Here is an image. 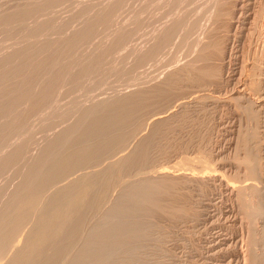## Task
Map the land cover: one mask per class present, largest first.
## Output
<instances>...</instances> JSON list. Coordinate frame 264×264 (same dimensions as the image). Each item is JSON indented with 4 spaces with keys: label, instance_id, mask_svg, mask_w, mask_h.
<instances>
[{
    "label": "bare ground",
    "instance_id": "bare-ground-1",
    "mask_svg": "<svg viewBox=\"0 0 264 264\" xmlns=\"http://www.w3.org/2000/svg\"><path fill=\"white\" fill-rule=\"evenodd\" d=\"M126 1L5 0L0 4V264H135L143 261L145 250L154 244V240H163L171 232L176 234L181 231L178 230L180 228L199 224L204 217L205 203L200 200V205L190 195L187 184L213 178L240 201L243 212L240 211L244 213L249 230V248L244 262L264 264V185L253 180L235 185L221 174L217 176L205 172V167L199 171L196 167L170 171L166 167L156 169V165L155 169L152 168L155 170L152 174L136 176L152 163L155 159L153 154L166 145L162 138L169 134L164 129L169 128L172 116L177 115L171 109L181 106L182 110L194 100L199 102L204 98L202 90H206L210 84L220 88L218 86L221 84L217 83L221 82L225 64L223 59L228 53V50L224 51V43L228 39L221 33L220 20L232 13L228 0H217V6L215 2L212 21L208 26L203 25L204 37L201 35L203 31L199 32L203 39H199L196 44L198 48L196 46L192 58L185 60L184 64L177 63L178 67L176 65L167 75L160 71L161 76L165 77L158 81L139 88L135 84L137 87L134 86V90L128 88L127 91L124 89L111 94L108 90V96L102 97L105 95L103 93L96 99L92 97L91 90L101 84L99 80L91 85V78L96 76L94 72L99 73L98 70L102 69L112 75V81L113 75L116 76L115 80H131L136 76L137 67L144 62L154 61L167 45L169 47L176 34L181 31L186 33V29L192 27L185 26L190 21L187 22L182 16L185 23L179 17L180 21L177 19V22L176 16L169 18L170 23H162L165 26L163 29L161 26L158 32L156 28L157 34L150 25L149 29L153 27L152 33L156 35L147 47L144 48L146 44H140L138 46L142 49L134 46L137 48L134 50L130 44V50L134 53L132 58L135 56L132 65L129 66L128 60H125L128 67L120 66L117 62L113 66L111 61L114 60L109 61V58H124L122 52L129 50L128 42L143 20L134 21V25H131V20V26L127 25L129 23L124 24L122 16L125 14H119ZM242 4L239 8H242ZM236 15L232 26L239 21ZM118 17L123 23H119L120 20L118 22ZM200 17L202 15L197 18ZM146 29L147 26L143 28L144 32ZM187 32L190 33L189 30ZM94 46L98 48V51L95 48L96 55L93 53L90 60L84 59V55L89 54ZM259 62L260 58L252 64V72L245 74L248 79L246 87L242 88L243 91L239 89L241 91L237 97L243 116L245 114L248 121L254 123V127L250 125L254 129L240 135L239 141L244 153L240 164L247 168L248 172L245 170V173L250 177L261 173L264 167L258 157L259 147L264 144L261 137L264 136L259 133V127L257 130L260 114L264 112V94L261 91L262 82L250 79L254 73L257 74L255 71L262 73ZM108 63L113 67L105 66ZM161 63L160 66L155 65L161 68ZM156 66L152 68L157 69ZM166 69L167 72L171 68ZM40 70H46L49 76L42 77L40 73H46H39ZM138 72L141 73L136 70V74ZM64 75L68 76L67 85L64 83L67 89L78 86L81 90L83 87V92L76 96L73 93L74 90L77 93V90L74 89L72 94L69 90V94L65 85L63 89L66 94L61 92L59 86ZM136 78L139 79V76ZM87 79L90 85L85 84ZM222 82H226L224 78ZM192 86L203 88L197 87L200 93L194 95L188 89ZM102 89L105 87L102 86ZM187 89L189 91L186 93ZM195 89L193 92L197 93ZM62 93L61 98L64 94L75 97L71 96L72 99L63 103L60 98ZM181 93L186 95L181 96ZM25 103L28 106L22 108ZM165 103L169 104L165 107ZM31 115H36L38 119L32 132L26 130ZM203 163L205 166L207 162ZM203 163H200L201 167ZM147 168L145 170L148 171ZM111 193L114 199L110 198ZM244 193L253 195L252 198L256 197V200H247ZM33 212H36V216L33 215L35 220ZM94 216L98 218L93 220Z\"/></svg>",
    "mask_w": 264,
    "mask_h": 264
},
{
    "label": "rangeland",
    "instance_id": "rangeland-1",
    "mask_svg": "<svg viewBox=\"0 0 264 264\" xmlns=\"http://www.w3.org/2000/svg\"><path fill=\"white\" fill-rule=\"evenodd\" d=\"M4 1L5 0H0V4H1V2L4 3ZM6 1H8V0H6ZM96 1H98V0H96ZM145 1L146 0H131V1L127 0L126 1L127 5L124 4V6L122 8V12H120V14H119V15L125 14L124 16L121 15L123 18L121 16H119V17H121L125 21L124 24L129 23V24H127L129 26L134 25V21H139L142 19L143 20H142L141 26L139 25L137 28L139 31L136 29L135 34H133V36L131 37V39L128 42L127 46H129L130 48H128V47H126V48H128L129 50L125 49L126 51L122 52V54L124 53L123 54L124 58H122V56H119L120 58L118 57L117 59L116 58H114V59L109 58V61L114 60V61H111V64L113 66H115L117 64L120 66L125 65L127 67L130 64L129 66H131L132 65L131 62L134 61L135 56H133V58H132V55H134V53L132 50H130L131 49L130 44L132 45V48L134 50H137L138 47L140 49H142L140 46H143L144 44H146V46H144V48L147 47V44L149 45L152 42L154 35L157 34L156 28H158V32H159L161 29H163V27H165V26H163L162 23H164V25H167L168 23H170L171 19L174 18L175 16L177 17V18L175 17L176 21H177L178 17L180 18V20L185 19V20H187V22H188V20L190 21L188 23H185L186 22L185 20L182 21L185 23V26L186 25H187V27H188V25H189V27L192 26V27H190L191 29H188L186 27L190 31V33L187 32L188 30L185 28V26L183 24V27L186 29V33L181 31L182 33L179 32L178 35L176 34L177 38L175 35L174 38L172 39L173 41H171V43L174 42V44L170 43L169 47L167 45L166 46L167 48H164L162 50L163 52L161 51L160 52L161 54L159 53V56H157L158 58H160L163 61V64L161 63L160 59H158V58H156L154 61L153 60H151L150 62L147 61V64H146V62H144L143 63L144 65L142 64V66L140 65L139 67L136 68V70L137 71L140 70L141 73L138 72L139 73V75H138V73L136 74V70H135L136 76L134 78L133 77L131 78V80L135 81V83H133V81H131L130 79H127L126 81H121L119 79H118L119 80L118 81L116 79L117 80L116 81L114 79V78H116L115 75H113L114 78L112 81V80H110L112 78L111 77L112 75H110L109 73H106L102 69H101L102 72L100 69L98 70L99 73L97 71L94 72L96 74V76L91 78L92 81L90 82L87 79L88 82L85 83V84H89V82H90V83H92L91 85H93L94 83H97L100 80V82H99L101 84V85H99L100 87L98 86L99 88L96 87L97 89L93 88L95 90H93V91L91 90L92 97H95L96 99H98V98H100L101 95H104L103 93H105V95L102 97H105L111 93H114V91H118V92L120 91L121 92L124 89H125L124 91H127L128 88H129V90H131L130 88L133 89L134 86L137 87L139 85L137 87V88H139L142 85L145 86V85L150 84L154 81H158V79L160 80L164 76V75L161 76L162 74H160V73H162L164 71L163 73L167 75L172 70V68L174 70L176 67H178V64H180V65L184 64L186 61H188V59L192 58L194 56V54L196 53V49L198 48V45H196V44L198 43V41L201 40V38L203 39V37H204V30H205L204 26H208L207 24L212 21L213 14H214L213 12L216 9L215 7L217 6L219 0L218 1L217 0H203V1L202 0L201 1L200 0H197V1L196 0H190V1L187 0L188 2L184 1V0H181V1L178 0V1H180L179 2L180 4L176 2L177 0L174 1V3L176 2L175 4L173 3V0L172 1L171 0H148L147 2H145ZM212 1H214V2H212ZM199 2H200V4H199ZM215 2H216V6H215ZM243 2H244V4H242ZM227 3H229L228 7L231 8L232 13L230 15H225L223 17V19L221 18V20H220L221 30L223 29L221 33H222L224 38L228 39L227 41L225 40V43H224V47H225L224 51L228 50L227 51L228 53L226 52L227 54L225 55V57L223 56L224 57L223 62L225 63L223 65V72H222L223 75H222V78L220 80L221 82L217 83L218 85L221 84V86L217 85L220 88H217L216 86L213 87L214 85L212 86L210 84V86L208 85V87H206V90H202L201 93H203L204 98L202 97V99L199 100V102H198V100L197 101L194 100L193 103L188 105V107L181 108L182 110H180L181 106L180 107L175 106L176 108L174 107L173 109H171V111L176 112L177 115L172 116L171 121L168 125L169 128L167 130L164 129L165 133L167 132V135L169 134L168 137L162 138V141L164 143H166V145L162 146L163 149L159 150L158 151L159 153L157 152V154L156 153L153 154L154 155L153 157L155 159L152 161V163H150V165L153 164L152 165L153 167H151L150 165L147 166L149 168L146 167L150 173L147 170H145L146 169L145 168V169L140 171L142 173H138V175H136L137 177L142 176V175L145 176V175L152 174V172L155 171L153 169H155L156 165H157L156 169L166 167L170 171L172 169L175 170L178 168L181 170H185V168H187V167H189V168L191 167V169L193 167H196L195 169L197 171H199L205 167V169H203V170H205V172L211 173V174L214 173V175L218 174L217 176L222 175V177H225L224 179H227V180L231 181L232 183H235V185L236 184L238 185V182H239V184L242 181L247 182V180L248 181L253 180L255 182H258L261 185H264V167H263V171L261 173H258V175L259 174H261V175H259V176L254 175V176L250 177L249 174H248L249 175L248 176L247 173H245L246 172L245 170H247V168H245V166L243 167V164H240V163H242L241 162L242 157L244 156L243 155L244 153L242 152V149H240L241 147L239 145L240 144L239 141L241 138L240 135H242L244 132L246 133L247 130H248V132L249 131L251 132V130L254 129L251 127V126H253L254 123H253V121H248L249 118L245 114L243 116V113L240 111V108L237 104L238 93L241 90L243 91L242 88L246 87L245 84H247V83H245L246 79H247V75H245V74L252 72L251 71L252 64L254 63L255 60L259 61V58H260L259 63L262 66V69H260V70H262L263 74L260 73V71L259 72L255 71L257 74L254 73L250 77V79H252V80L255 79L257 81L262 82V85H261L262 90L261 91H262V94H264V91H263L264 90V0H237V1L236 0H228ZM210 4H211V6H210ZM241 4H242V8H239V7H241ZM144 7H146V8H144ZM202 9L204 10V12L202 11ZM212 9H213V11H212ZM200 12H202L203 14ZM192 13L195 15H193ZM207 13H210V15ZM236 13H237V15H236ZM196 14H197V16H196ZM64 15H65V13H64ZM156 15H157V18H156ZM170 15H172V16L169 17ZM198 15L199 16L202 15V17L197 18V17H199ZM235 15L237 16V19L239 21H237L238 23L236 22L237 25L232 26L233 25L232 23L234 22L233 19H234ZM238 15H239V17H238ZM181 16H182V18H184V17L185 18L182 19ZM192 16L193 17L196 16V17L192 18ZM119 17H118V22L120 20L119 23H123V20ZM126 17H127V19H126ZM186 17L188 19H186ZM227 17L229 19H227ZM169 18H171V19H169ZM206 18H207V21H205ZM164 19H166V20H164ZM131 20L133 21V23L131 22ZM163 20H164V22H163ZM152 21H154V22H152ZM155 21H157V22L159 21L160 26ZM179 21H177V22H179ZM166 22H168V23L165 24ZM223 22H224V24H223ZM145 23H148V24L146 25ZM155 23L157 24V26L153 25ZM180 24H182V23H180ZM150 25H152L154 27V28L151 27V30L149 29ZM197 25H199V26H197ZM146 26H147V29H149L150 31L146 29L147 31L145 30V32H144L143 28L144 27L146 28ZM161 26H162V28H161ZM256 26H257V28H256ZM141 27H143V28H141ZM200 27H201V29H200ZM231 27H232V29H230ZM140 28L142 29L141 30L142 33L140 32ZM152 28L155 29L156 32L154 31V33H156V34L152 33L153 32ZM159 28H161V29H159ZM202 31H203V34H201V35L203 37H201V35H199V32H202ZM232 32H234V33H232ZM187 33H188V35H187ZM179 36L182 38H180ZM234 37H236V38H234ZM140 38L142 39V41L140 40ZM146 38H147L148 42H147ZM179 38L181 40H179ZM135 41L137 43L138 42H140V43H138V44L134 43L133 44V42H135ZM105 44L106 43H104V45ZM138 45H140V46H138ZM134 46L135 47L138 46V47L135 48ZM196 46H197V48H196ZM93 48H94V50H93ZM93 48L90 49L91 52H89V54L84 55L87 58L86 57L84 58V56H83L84 59L90 60L92 58L91 56L92 55L94 56V54L97 53L96 49L98 51V48H96V46H94ZM128 52H129V55L127 54ZM189 53L190 54L192 53V55H190ZM125 55H126V57H125ZM188 56H189V58H188ZM225 59H226V61H225ZM125 60L126 61L128 60L129 64ZM180 60H181V62H179ZM118 61H120V62L118 63ZM124 61H125V63H123ZM155 61H156V63H155ZM106 62H108V59ZM116 62H117V64H116ZM157 62L158 63L160 62L162 64L161 68L159 67L160 63L158 64ZM121 63L123 65H121ZM148 63H151V64L153 63V64L151 65ZM154 63L156 65L158 64L159 66H156ZM112 65H110V63H108V65H105V66L113 67ZM147 65L148 66L150 65V67H148ZM153 65L156 66L157 69L156 68L153 69L154 68ZM165 67L168 68V70H169V68H171V69L166 72L167 69ZM141 68L143 69V71L141 70ZM147 69H148V71L150 70V72H148ZM163 69H165V70H163ZM46 70H40L39 73L40 72L46 73ZM151 70H153L152 71L153 73L151 72ZM241 71H242V73H241ZM47 72H50V71H47ZM100 72L102 75L100 74ZM157 72H158V74H157ZM155 73L158 76L155 75ZM98 74H100V75H98ZM141 74H142V76H143V74H145V76L141 77ZM149 74H150V76H149ZM152 74H153V76H151ZM37 75L39 76V74H37ZM40 75L42 77H48L49 73H48V76H47V73L46 74L40 73ZM97 75L99 76V78ZM146 75H148V76H146ZM154 75H155V78H154ZM41 76H39L38 78H41ZM138 76H139V79L136 78ZM67 77L64 75V80L62 79L63 82L62 83L60 82L61 84L59 86V88H60L59 90L61 92H65V90L63 88L67 85L66 84ZM151 77L153 79H151ZM158 77H160V78H158ZM97 78H98V80H97ZM223 78L226 81L224 83L222 82ZM228 79H229V81H228ZM89 80H90V78H89ZM136 80H138V81H136ZM115 82H118V83H115ZM130 84H132L133 86ZM102 86H103V88L105 87L104 90L102 89ZM77 87L76 88L72 87L71 89H67V86H66L65 87L67 90L66 92H68L70 90V92L72 94L73 90L76 89L77 93L74 90L73 94H76V96H78L80 94L79 92H83L82 91L83 87H82V90L80 89L81 87H78V88ZM108 87H110V89ZM113 87H114V89H113ZM124 87H126V88H124ZM135 87H134V89H135ZM192 87H193V89L196 87V89H195L196 92H197L198 88H200V89L203 88V87H198V86H192ZM192 87L188 88L189 90L190 89L192 90V94L195 95V94L200 93V92H197V93L193 92ZM68 88H70V87L68 86ZM115 88H117V90ZM118 88H119V90H118ZM99 89H100V91H99ZM188 89L186 90V93L189 91ZM239 89H241V90H239ZM62 90H64V91H62ZM97 90L100 92V95L98 94L99 92ZM108 90H109V92H108ZM103 91H105V92H103ZM66 92H65V94H66ZM190 92L188 93V95L191 94ZM183 93H185V92H183ZM183 93H181L180 95L185 96L186 94H183ZM204 93H206V94H204ZM65 94H64L65 98L63 97L65 100L63 98H61L63 96V93L60 96V98L62 100L59 98L63 103L66 102V100L69 101L68 99H72L73 97H75V96L71 95L72 96V98H71V96L69 95L70 93L68 94L69 96L68 95L65 96ZM235 95H236V97H235ZM177 96H179V94ZM66 97H68V98L66 99ZM173 100H174V97H173ZM168 104L165 103V107ZM27 106H28V104L26 105V103H25V104H22L21 107L25 108ZM162 107H160V108H162ZM177 111L179 113H177ZM239 111L241 113H239ZM260 118H261V121H262V119H263V121L262 122L260 121L259 126H257V130L259 127V130H258L259 133H261V135L264 136V125H263L264 124V112H262V114H260ZM37 120L38 119L36 118V115H31L28 118L26 130H29L30 132H32L34 130L33 128H35V126H37V124H38ZM245 120L248 121V124ZM29 122H30V125H29ZM33 122L35 123L34 126H32ZM149 127H150V125H148V130H149ZM30 128H31V130H30ZM146 132H147V129H146ZM166 138H167V140H166ZM261 138H263L262 141L264 143V137H261ZM167 142H169V143H167ZM262 145H264V144H262ZM261 146L259 147V150H258V154H259L258 157L261 159L262 165L264 166V162H263L264 161V146H262V147ZM165 147H166V149H165ZM186 160H192L191 162L193 164L189 161H186ZM201 160L202 161L204 160L203 162H207L206 163L207 165L205 164V166H204V163L201 162ZM200 163L201 164L203 163V165H202L203 167H201ZM207 166H209V168ZM150 168L151 169L153 168V169L151 170ZM209 170H210V172H209ZM247 172H248V170H247ZM136 176H135V178H136ZM207 180H205V179H204V181L201 180V182H202V183L200 182L201 184L196 182L197 184H200V185H197L196 183H192L193 187H192L191 183L190 184L188 183L189 185L187 184V186L190 189V190H188L189 193H191L190 195H193V197L196 198L195 199L196 201L200 202V200H201V201H204V203H205L204 204V206H205L204 207V217L198 224L200 226L197 225L198 227L197 226H194V227L189 226L191 228H189V227H186V229L183 228L185 231L180 228L178 230H181V231H178L176 234H175V232H173V233L171 232V234L169 233L170 234L169 236L166 235L163 240H160V239L158 241L154 240V242H153L154 244H152L153 246L151 245L150 247H148L149 248L148 250L147 249L145 250L146 254L144 253V255H143V257H145L144 258L145 262H144V260L143 261L140 260V261H137L135 264H137L139 262L141 264H179V263L180 264H244L245 263L244 261H246L245 257H247V251H248L247 249L249 248L248 243H247L249 241L248 240L249 239V232H248L249 230H247L248 225L246 224L244 213H242L243 210L240 206L241 205L240 201L237 198V196H235L233 193H231L230 191H229L230 192L229 193L227 190H225L223 187H221V183L219 181H217L213 178V179L208 180V183H207ZM213 180H214V182H213ZM198 190H199V192H198ZM200 190H202L204 192H201ZM247 195H246V193H244V195H243L244 197H247V200H249L250 198L253 197V195H251V194H247ZM193 197H191V198L194 199ZM201 197L203 199H201ZM110 198L114 199V195H112V193L110 195ZM204 198L207 200H205ZM237 200L239 201V203L237 202ZM250 200L251 201L256 200V197H254ZM199 202H197V203H199ZM201 203L202 202H200V205H201ZM200 205H198V206L200 207ZM215 205H217V206H215ZM240 210H242V212ZM205 213H207V214H205ZM34 214L36 216V212L32 213V217ZM242 214H243V216H242ZM35 216L33 217L34 220H35ZM98 217H99V215H98ZM98 217L94 216L93 220H95ZM33 219L31 218L32 222H33ZM225 226H226V228H225ZM187 229H189V230H187ZM157 238H158V236H157ZM245 239H247V240H245ZM173 241H175V242H173ZM211 241H212V243L214 242L213 245H212ZM216 241H218V242H216ZM155 243H159V244H155ZM154 245H156V246H154ZM210 245L212 247L211 249H210ZM152 247H154V248H152ZM216 250L218 253L216 252ZM212 252H215L218 255L215 253L213 254ZM213 255H215V257Z\"/></svg>",
    "mask_w": 264,
    "mask_h": 264
}]
</instances>
